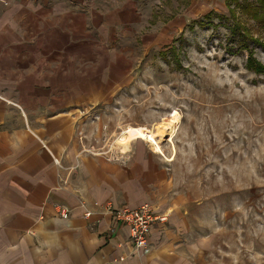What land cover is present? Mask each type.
I'll list each match as a JSON object with an SVG mask.
<instances>
[{"label":"crops","instance_id":"0c3cea01","mask_svg":"<svg viewBox=\"0 0 264 264\" xmlns=\"http://www.w3.org/2000/svg\"><path fill=\"white\" fill-rule=\"evenodd\" d=\"M163 1L209 4L0 0V264H223L208 239L195 238L193 196L151 144L87 151L95 108L129 85V49L119 42L155 25ZM143 204L167 220L137 249L107 205Z\"/></svg>","mask_w":264,"mask_h":264},{"label":"rangeland","instance_id":"374dc122","mask_svg":"<svg viewBox=\"0 0 264 264\" xmlns=\"http://www.w3.org/2000/svg\"><path fill=\"white\" fill-rule=\"evenodd\" d=\"M208 1L193 9L163 1L155 25H135L138 35L121 39L129 85L95 108L87 142L113 155L137 140L151 144L193 196L194 236L209 240L211 257L264 264V73L246 68L247 50L230 52L239 45L228 25L204 18L211 10L229 16L226 0ZM236 15L264 41L254 20ZM172 45L165 60L161 52ZM250 48L264 64V48L251 40Z\"/></svg>","mask_w":264,"mask_h":264},{"label":"trees","instance_id":"16d2710c","mask_svg":"<svg viewBox=\"0 0 264 264\" xmlns=\"http://www.w3.org/2000/svg\"><path fill=\"white\" fill-rule=\"evenodd\" d=\"M184 1L187 3L190 0ZM226 5L230 13L229 16L216 12L215 10H211L204 15V18L209 20L208 22L212 26L218 25L211 20L213 16L218 17L220 19V22L228 25L231 28L232 32L237 34L236 44L238 43L239 45L237 49L233 46H230V52L234 54L237 51L243 52L244 50H247L248 57L245 64L246 68L258 74L264 73V64L254 56V48H250V40L256 45L262 46L263 48L264 41L258 37H254L252 31L249 29V27H247V22L242 21L240 15H236V11L237 9H239L242 14L246 16L248 21L254 20L257 31L264 38V0H226ZM201 21L202 20H200L199 22ZM231 21L233 23H231ZM199 25L204 26L205 23L201 22ZM175 50L176 47L172 45L166 51H162L161 54L163 55L164 59L167 60V54L169 52H175ZM177 64L179 65V62Z\"/></svg>","mask_w":264,"mask_h":264},{"label":"built area","instance_id":"2783aa9c","mask_svg":"<svg viewBox=\"0 0 264 264\" xmlns=\"http://www.w3.org/2000/svg\"><path fill=\"white\" fill-rule=\"evenodd\" d=\"M87 151L93 154H110L111 150L98 151L95 146L88 148ZM114 156L113 154H110ZM55 162L60 165L58 159ZM107 210L113 214L118 223L126 224L130 227L131 238L137 249L145 247L148 244L149 234L152 226L157 221L167 220V215H159L155 213L149 204H143L138 208H120L114 209L111 205H107ZM63 218H67L69 211L66 208L60 210ZM86 217L91 216L90 211H86Z\"/></svg>","mask_w":264,"mask_h":264},{"label":"bare ground","instance_id":"6f19581e","mask_svg":"<svg viewBox=\"0 0 264 264\" xmlns=\"http://www.w3.org/2000/svg\"><path fill=\"white\" fill-rule=\"evenodd\" d=\"M145 132H143V135H144ZM145 137V136H144Z\"/></svg>","mask_w":264,"mask_h":264}]
</instances>
